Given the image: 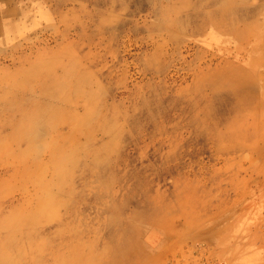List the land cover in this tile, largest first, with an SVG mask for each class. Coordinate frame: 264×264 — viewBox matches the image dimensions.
I'll return each instance as SVG.
<instances>
[{"label": "rangeland", "instance_id": "rangeland-1", "mask_svg": "<svg viewBox=\"0 0 264 264\" xmlns=\"http://www.w3.org/2000/svg\"><path fill=\"white\" fill-rule=\"evenodd\" d=\"M238 1L0 0V264H264Z\"/></svg>", "mask_w": 264, "mask_h": 264}, {"label": "crops", "instance_id": "crops-1", "mask_svg": "<svg viewBox=\"0 0 264 264\" xmlns=\"http://www.w3.org/2000/svg\"><path fill=\"white\" fill-rule=\"evenodd\" d=\"M238 2L242 8H247V10L241 9L242 12L248 13L247 15L253 16L255 14H258L261 11L262 12L260 13V15H264V0H256V2L254 0H247V2L245 3H242L241 1H238ZM247 19L254 20L251 17H248Z\"/></svg>", "mask_w": 264, "mask_h": 264}, {"label": "bare ground", "instance_id": "bare-ground-1", "mask_svg": "<svg viewBox=\"0 0 264 264\" xmlns=\"http://www.w3.org/2000/svg\"><path fill=\"white\" fill-rule=\"evenodd\" d=\"M198 1H199V0H198ZM241 2H242V3H245V2H247V0H241ZM236 3H237V2H236ZM234 4H235V3H234ZM252 13H253V12H252ZM252 13H251V14H252ZM262 16H264V15H262ZM262 16H261V17H262ZM263 19H264V17H263ZM263 19H262V20H263ZM262 22H263V21H262ZM250 24H251V23H250ZM250 24H249V25H250ZM252 25H253V24H252ZM51 94H52V93H51ZM47 218H48V217H47ZM32 222H33V221H32ZM32 222H31V224H32ZM11 227H12V226H11ZM10 230H11V229H10ZM114 233L117 234L115 228H114ZM33 239H34V238H33ZM14 242H15V241H14ZM14 242H13V243H14ZM19 242H20V241H19ZM24 242H25V241H24ZM18 244H19V243H18ZM12 245H13V244H12ZM14 252H15V251H14ZM2 253H3V252H2ZM7 254H8V253H7ZM8 255H9V254H8ZM8 258H9V257H8ZM12 258H13V257H12ZM16 258H17V256H16ZM16 260H17V259H16ZM3 262H4V261H3ZM5 263H6V264H10V259H9V260L7 259V261L5 260ZM13 263H14V261H13Z\"/></svg>", "mask_w": 264, "mask_h": 264}]
</instances>
